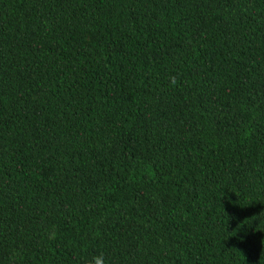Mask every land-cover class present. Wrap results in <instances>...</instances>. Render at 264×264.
<instances>
[{"label": "trees", "instance_id": "obj_1", "mask_svg": "<svg viewBox=\"0 0 264 264\" xmlns=\"http://www.w3.org/2000/svg\"><path fill=\"white\" fill-rule=\"evenodd\" d=\"M264 264V0H0V264Z\"/></svg>", "mask_w": 264, "mask_h": 264}, {"label": "clouds", "instance_id": "obj_2", "mask_svg": "<svg viewBox=\"0 0 264 264\" xmlns=\"http://www.w3.org/2000/svg\"><path fill=\"white\" fill-rule=\"evenodd\" d=\"M96 264H102V261L99 258H97Z\"/></svg>", "mask_w": 264, "mask_h": 264}]
</instances>
